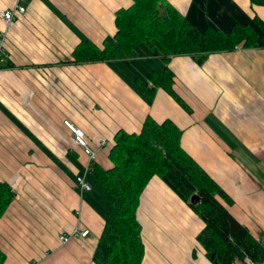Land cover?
Wrapping results in <instances>:
<instances>
[{
    "label": "crops",
    "instance_id": "obj_1",
    "mask_svg": "<svg viewBox=\"0 0 264 264\" xmlns=\"http://www.w3.org/2000/svg\"><path fill=\"white\" fill-rule=\"evenodd\" d=\"M164 1L201 34L248 25L258 45L209 54L202 64L189 55L164 63L143 45L129 58L76 64L74 49L112 40L116 13L133 0H22L25 12L8 28L1 12L16 0H0L7 55L0 64V182L15 194L0 217L4 264H95L113 198L93 179L92 164L110 167L116 133L138 134L148 117L182 131L183 150L232 203L217 200L255 239L264 234V29L254 19L264 23V6ZM165 67L188 110L161 88L153 98L144 92L148 75ZM64 122L83 131L94 160ZM101 140L106 146L97 151ZM78 177L90 191L80 190ZM136 216L141 264H214L197 241L204 223L158 176L143 190ZM73 231L88 235L59 241Z\"/></svg>",
    "mask_w": 264,
    "mask_h": 264
},
{
    "label": "trees",
    "instance_id": "obj_2",
    "mask_svg": "<svg viewBox=\"0 0 264 264\" xmlns=\"http://www.w3.org/2000/svg\"><path fill=\"white\" fill-rule=\"evenodd\" d=\"M264 6V0H250ZM128 9L115 15V34L102 47L84 41L72 52L76 64L107 62L132 56L138 46H145L152 56L164 63L180 55L192 56L202 64L209 54L254 48L257 32L248 25L236 24L229 33L208 28L199 33L164 0H133ZM264 29V23L254 18ZM143 90L153 98L157 89L166 91L188 110L173 91V74L151 72ZM182 131L170 120L161 123L148 117L138 134L118 131L108 151L110 167L94 162L91 175L113 198L105 226L94 253L95 264H141L144 247L137 221L140 197L153 176H158L204 223L197 236L207 257L214 264H233L249 259L260 262L262 245L239 224L217 200H232L219 185L183 150ZM197 195L193 205L190 198ZM15 198L12 188L0 182V217ZM5 255L0 250V264Z\"/></svg>",
    "mask_w": 264,
    "mask_h": 264
},
{
    "label": "built area",
    "instance_id": "obj_3",
    "mask_svg": "<svg viewBox=\"0 0 264 264\" xmlns=\"http://www.w3.org/2000/svg\"><path fill=\"white\" fill-rule=\"evenodd\" d=\"M21 2L22 0H16L13 9L1 12V20L7 28L12 24L13 20L18 15H21L25 12V8L21 5ZM5 39H6V33L0 32V64L5 63V59L7 57L5 51ZM64 125L72 133L73 139L76 142V144L79 147L83 148L84 153L89 157L90 160H94L96 158V152L89 148L87 139L85 138L83 131L80 128L73 126L69 122H64ZM99 146L100 147L98 148L97 151L101 150L103 146H106V142L104 140H101ZM77 184L81 191L88 192L91 190L90 185L85 181L84 177H78ZM87 235H88V231H83V232L73 231L71 233L60 235L58 239L62 244H66L73 237L85 238ZM258 242L262 245L264 249V234L258 238ZM246 264H264V257L260 262H253L249 259H246Z\"/></svg>",
    "mask_w": 264,
    "mask_h": 264
},
{
    "label": "water",
    "instance_id": "obj_4",
    "mask_svg": "<svg viewBox=\"0 0 264 264\" xmlns=\"http://www.w3.org/2000/svg\"><path fill=\"white\" fill-rule=\"evenodd\" d=\"M198 201H199V198H198L197 195H193V196L190 198V203L193 204V205L197 204Z\"/></svg>",
    "mask_w": 264,
    "mask_h": 264
},
{
    "label": "rangeland",
    "instance_id": "obj_5",
    "mask_svg": "<svg viewBox=\"0 0 264 264\" xmlns=\"http://www.w3.org/2000/svg\"><path fill=\"white\" fill-rule=\"evenodd\" d=\"M90 180V179H89ZM91 181V180H90ZM109 196V195H108ZM109 198L111 199V197L109 196ZM60 236V235H59ZM258 241V239H256Z\"/></svg>",
    "mask_w": 264,
    "mask_h": 264
}]
</instances>
